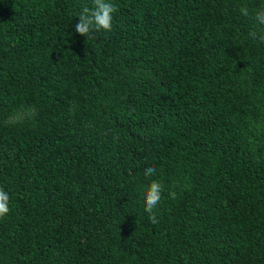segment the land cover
Segmentation results:
<instances>
[{"label": "trees", "instance_id": "trees-1", "mask_svg": "<svg viewBox=\"0 0 264 264\" xmlns=\"http://www.w3.org/2000/svg\"><path fill=\"white\" fill-rule=\"evenodd\" d=\"M109 2L0 0V264H264V0Z\"/></svg>", "mask_w": 264, "mask_h": 264}, {"label": "clouds", "instance_id": "clouds-1", "mask_svg": "<svg viewBox=\"0 0 264 264\" xmlns=\"http://www.w3.org/2000/svg\"><path fill=\"white\" fill-rule=\"evenodd\" d=\"M92 7L84 6L78 16V23L75 24V32L81 36L89 37L94 31H111L113 27V13L118 9L109 2V0H92ZM242 14L247 15V9L242 10ZM256 19L264 24V11L256 14ZM155 172L154 167L145 169V175H152ZM164 188L160 181L153 180L145 189V211L149 213L148 219L151 223H157V217L154 209L160 204ZM170 195L174 198L175 192ZM9 194L0 188V218L6 216L9 211Z\"/></svg>", "mask_w": 264, "mask_h": 264}]
</instances>
